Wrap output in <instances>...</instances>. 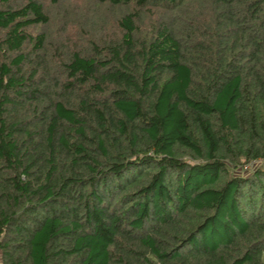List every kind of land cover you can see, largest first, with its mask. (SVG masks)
<instances>
[{"label":"trees","instance_id":"16d2710c","mask_svg":"<svg viewBox=\"0 0 264 264\" xmlns=\"http://www.w3.org/2000/svg\"><path fill=\"white\" fill-rule=\"evenodd\" d=\"M87 1L0 0V264H264V0Z\"/></svg>","mask_w":264,"mask_h":264},{"label":"rangeland","instance_id":"374dc122","mask_svg":"<svg viewBox=\"0 0 264 264\" xmlns=\"http://www.w3.org/2000/svg\"><path fill=\"white\" fill-rule=\"evenodd\" d=\"M41 1L49 11L50 18H53L55 8L59 7L61 3L63 4V8H68V10L72 12V14H68L65 19L67 20L66 23L61 17H58V19L54 21L56 25H53L52 28L53 30L54 27L57 26L53 31L55 35L58 33L61 37L71 38L72 40H70L69 44H72L73 42L77 44L76 41H80V39L84 38L86 34L91 37L95 32H100L102 35L106 36L117 34L118 27H116L115 21L118 14L114 9L104 8L107 10H96L94 5L87 0H58V3H56V0H54V2L51 0ZM60 22H62V24ZM63 22L65 23V26L63 25ZM44 28L45 27L43 26L31 29L42 30ZM50 28L51 26L49 29ZM45 30L47 31L48 29L45 28ZM256 165L260 164L247 163L242 166L241 169L234 170V173L247 175L254 167H256Z\"/></svg>","mask_w":264,"mask_h":264}]
</instances>
